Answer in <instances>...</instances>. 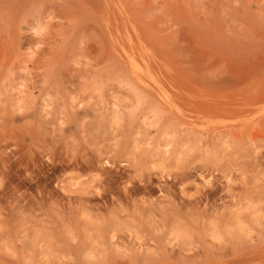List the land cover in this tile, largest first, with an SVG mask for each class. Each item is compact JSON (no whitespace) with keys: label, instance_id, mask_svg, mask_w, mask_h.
<instances>
[{"label":"rangeland","instance_id":"obj_1","mask_svg":"<svg viewBox=\"0 0 264 264\" xmlns=\"http://www.w3.org/2000/svg\"><path fill=\"white\" fill-rule=\"evenodd\" d=\"M0 264H264V0H0Z\"/></svg>","mask_w":264,"mask_h":264}]
</instances>
